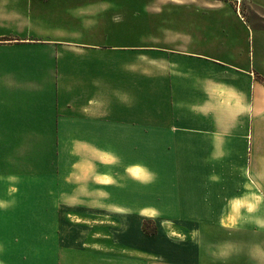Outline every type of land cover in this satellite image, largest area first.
Listing matches in <instances>:
<instances>
[{
	"label": "crops",
	"instance_id": "1",
	"mask_svg": "<svg viewBox=\"0 0 264 264\" xmlns=\"http://www.w3.org/2000/svg\"><path fill=\"white\" fill-rule=\"evenodd\" d=\"M110 1L0 0V228L57 225L37 212L63 204L71 228L111 230L119 214L133 225L122 245L86 235L78 250L264 264V12L248 0ZM159 160L170 173L143 164ZM183 177L197 179L199 200L180 197ZM167 178L170 207L165 192L137 207L112 196ZM234 178L222 203L208 199ZM6 248L0 231V264Z\"/></svg>",
	"mask_w": 264,
	"mask_h": 264
},
{
	"label": "rangeland",
	"instance_id": "2",
	"mask_svg": "<svg viewBox=\"0 0 264 264\" xmlns=\"http://www.w3.org/2000/svg\"><path fill=\"white\" fill-rule=\"evenodd\" d=\"M251 2L252 8L251 12L256 16H258L259 12H264V0H248ZM142 0H111L109 2V6L118 7L119 9L124 8L126 10H131L132 8H141ZM108 4V3H107ZM247 4V2H246ZM249 8V5L246 6ZM161 148L156 147L153 149L155 152V157L158 158L161 155ZM142 158H146L148 153V147H140ZM139 156V157H140ZM140 164V163H139ZM145 166L148 164L151 165L153 169L164 170L167 175V171L170 173V165L169 162L164 160H159L155 162H146L143 163ZM68 163L63 159L61 160V175H63L67 171ZM63 177V176H62ZM61 177V193L69 189V186L65 185L62 182ZM195 178H181V183L179 184V188L181 191L180 197L185 195V198H190L192 201H197L200 198L199 192L195 189H192L191 182H195ZM238 181L237 178L231 180V182H227L226 188L220 190L219 195L213 194L208 195V199L214 202L222 203L225 197L228 196L229 191L232 189L231 186H228V183H236ZM126 184V183H125ZM169 188H164V187ZM171 184L170 178H167L165 183L161 184L159 188L156 190H150L147 188H142L141 186H137L133 183H127V192L117 195L112 194L113 198L122 199L125 203L132 206H140L148 204L149 202H153L154 199H158V195H161V198L164 197V192L167 193L165 197H168V200L163 202L165 206L170 207L173 203L172 201L177 200L178 196L173 195V188ZM166 191H165V190ZM205 189V188H204ZM206 191V190H205ZM183 192V193H182ZM177 195V194H176ZM156 197V198H155ZM198 198V199H197ZM48 205H50L51 200H48ZM61 208L59 211H49L44 209L43 211H38V215H41L45 221H54L57 222V225L49 226H25V225H12L10 227H1V235L7 239V256L3 258L9 264H20L22 260L25 261V264H135L132 260V257L129 252H120L118 247H112V249L108 247L98 246V250H107L106 253H100L96 250L92 251L90 248L79 249L80 241L86 235L91 237L90 243H102L107 245H112L113 243L120 245L124 244L126 241H129V237L126 234H131L133 229V225L130 221L125 220L126 214H119L118 221L119 223L112 226L111 230H107L103 226L99 224L93 225V227H81V228H71L66 225L62 220L63 216L66 212V207L61 204ZM76 211L85 214H112V211L108 209V211H96L90 210L87 206L79 204L76 208ZM101 212V213H100ZM172 209H166L167 215L172 214ZM178 213L179 210L176 209ZM57 213L58 221H57ZM72 220H76V218H72ZM6 231V233H5ZM143 231L148 234L154 233V228L150 223L143 224ZM8 234H10V238L12 240H8ZM112 243V244H111ZM91 246V245H90ZM139 264H148L147 260L144 259L143 262Z\"/></svg>",
	"mask_w": 264,
	"mask_h": 264
},
{
	"label": "trees",
	"instance_id": "3",
	"mask_svg": "<svg viewBox=\"0 0 264 264\" xmlns=\"http://www.w3.org/2000/svg\"><path fill=\"white\" fill-rule=\"evenodd\" d=\"M146 233V232H145ZM146 234H148V233H146Z\"/></svg>",
	"mask_w": 264,
	"mask_h": 264
}]
</instances>
